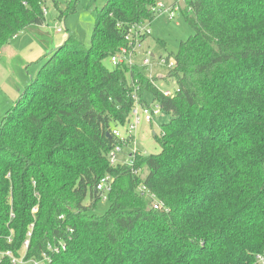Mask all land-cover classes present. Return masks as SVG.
<instances>
[{
    "label": "trees",
    "instance_id": "1",
    "mask_svg": "<svg viewBox=\"0 0 264 264\" xmlns=\"http://www.w3.org/2000/svg\"><path fill=\"white\" fill-rule=\"evenodd\" d=\"M156 1L106 0L90 46L67 36L38 58L0 121V264L22 254L17 264H30L42 252L47 264H251L264 252V0L187 1L180 15L193 32L166 57L176 61L166 75L107 68L128 27L155 18ZM42 7L0 0V50L42 25ZM160 78L175 81L172 96L155 87ZM134 95L169 114L152 133L159 152L110 166L120 144L111 130L128 122ZM105 174L109 207L95 213Z\"/></svg>",
    "mask_w": 264,
    "mask_h": 264
},
{
    "label": "rangeland",
    "instance_id": "2",
    "mask_svg": "<svg viewBox=\"0 0 264 264\" xmlns=\"http://www.w3.org/2000/svg\"><path fill=\"white\" fill-rule=\"evenodd\" d=\"M67 1L59 0L58 8H56L51 0H46L48 11L42 25H40L42 28L35 25L28 26L29 28H26L22 34L13 37L8 43L12 47L9 50L12 55L6 56V52H2L0 55V121L10 110L18 95L22 94L25 86L28 85L29 81L24 86H20V84L23 85L24 77L30 80L22 68V64L24 63L28 67L30 75H33L41 64L38 63V58L41 59L49 51L44 52V45L52 42L61 44L67 36H72L74 40L76 39L84 46H90L91 32L94 28V10L99 9L106 0H76L74 8L60 16V9L63 10L72 6L68 5L70 0ZM159 1L168 5L172 0ZM146 24H149L150 35L143 39L142 47L137 51L135 60L140 62L148 51L154 57L149 55L152 57L151 62L144 67V72L153 77L157 76L158 73L166 75L167 68L163 64H157V59L173 56L172 54L176 53L180 42L185 41L193 31L184 21L182 15H177L170 20L164 12L156 15ZM58 27L62 29V33H56ZM105 66L111 67L107 61ZM155 85L173 93L177 89L175 81L168 78L157 79ZM17 92L18 95L15 97ZM151 100L153 99L148 96L147 101L150 102ZM168 118L169 114L163 112L162 115H158L152 120V124L142 121L138 125L134 135L135 145L142 153L157 154L159 152L160 146L149 127L152 125L151 128L154 133L158 135L160 125L166 123ZM132 146L131 143L130 148ZM83 203L88 204L87 197ZM108 207L107 197L100 198L97 201L95 213H103Z\"/></svg>",
    "mask_w": 264,
    "mask_h": 264
},
{
    "label": "built area",
    "instance_id": "3",
    "mask_svg": "<svg viewBox=\"0 0 264 264\" xmlns=\"http://www.w3.org/2000/svg\"><path fill=\"white\" fill-rule=\"evenodd\" d=\"M187 1L189 0H172L170 4L165 5L159 0L155 2L154 5L151 6L152 12L156 13V15L160 14L161 12L166 13L167 17L171 20L172 18H175L177 15H180L181 10L184 7H187V9L190 8V6L187 5ZM42 11L44 12V15L47 13V9L45 7H42ZM57 32L62 31L60 27L57 28ZM150 34V28L149 24H146V21L134 23L130 27H128L125 35L124 40H126V45L121 46L115 53L111 54L109 56L108 62L111 66H119L126 64L127 66H147L151 62V58L154 57L152 54H149L148 51H146L145 57L139 61H136V53L140 48L142 47V43L144 40L141 38L143 36ZM151 55V56H149ZM176 61L173 57L170 58H164L159 57L157 59V64H163L167 70L172 69L175 65ZM166 70V71H167ZM159 75H163L160 73ZM152 77V76H149ZM162 79V78H160ZM169 79V78H168ZM156 88H158L155 85ZM165 96H172L174 93L171 92L168 89H160ZM134 99V106L130 113V118L128 122L123 127H113L111 132L115 138H118L120 140V144H116L111 148V150L107 153V160L108 164L116 165V164H128L131 165L133 163V160L135 156L139 153H142L135 145V132L140 123L142 121L147 123H152V120L155 117H158V115H162L163 110L161 107V104L155 100H151L148 102L146 100L145 103L140 105L138 103V99L136 95L133 96ZM152 132V131H151ZM153 133V132H152ZM133 144V146L130 148V144ZM134 173H139V170L132 169ZM113 181V176L109 174L103 175L97 182L95 187L100 193V197L104 199L106 195L111 191ZM138 192L143 196V198L148 200L150 202L152 208L154 209H161L163 206L162 202H158L155 199V196L152 192L148 190L146 185L138 184L137 185ZM33 210H36V207L33 208ZM29 232L27 233V236H29ZM28 240L24 241V245L27 246ZM64 244L61 243L60 247L63 249ZM48 250H54L57 251L58 247H52L51 245L48 246ZM6 255L12 256L8 251L5 252ZM22 254V253H21ZM41 259L31 260L30 264H47L50 261V258L47 253L42 252ZM23 254L20 257L12 258V263L17 264L23 262L22 260ZM251 264H264V252L257 254L254 259L252 260Z\"/></svg>",
    "mask_w": 264,
    "mask_h": 264
},
{
    "label": "crops",
    "instance_id": "4",
    "mask_svg": "<svg viewBox=\"0 0 264 264\" xmlns=\"http://www.w3.org/2000/svg\"><path fill=\"white\" fill-rule=\"evenodd\" d=\"M31 25H29V27H30ZM36 27H41L40 25H35ZM28 26H27V28H29ZM42 28V27H41ZM25 31V30H24ZM32 31V30H31ZM23 32H21L20 34H22ZM56 33L58 34V33H62V31H56ZM53 43V42H52ZM49 43V44H47V45H44L43 47L45 48L44 49V52H46V50H49L47 53H49V52H51L52 50H54V49H56L57 47H59V45H61V44H58V43ZM60 43V42H59ZM57 46V47H56ZM55 47V48H54ZM10 49H12V47H10V45L9 44H7L6 46H4L1 50H0V55L2 54V52H6V56H8V57H10L11 55H12V52H9V50ZM46 53V54H47ZM16 54V53H15ZM22 68L25 70V72H26V75H28L29 76V79H30V74H29V71H28V67L27 66H25L24 65V63L22 64ZM27 81H29L28 80V78L27 77H24V80H23V85H21L20 84V86L22 87V86H24L26 83H27ZM17 90V89H16ZM17 95H18V92H17V94H16V96L15 97H17ZM19 96V95H18ZM14 97V98H15ZM18 98V97H17ZM150 124H152V123H150ZM152 127V125H150V127H149V130L150 131H152L153 133H154V130L151 128Z\"/></svg>",
    "mask_w": 264,
    "mask_h": 264
},
{
    "label": "water",
    "instance_id": "5",
    "mask_svg": "<svg viewBox=\"0 0 264 264\" xmlns=\"http://www.w3.org/2000/svg\"><path fill=\"white\" fill-rule=\"evenodd\" d=\"M159 77H160V75H159Z\"/></svg>",
    "mask_w": 264,
    "mask_h": 264
}]
</instances>
